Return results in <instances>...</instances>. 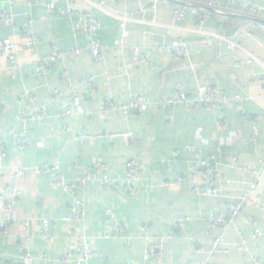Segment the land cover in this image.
<instances>
[{
    "label": "crops",
    "instance_id": "obj_1",
    "mask_svg": "<svg viewBox=\"0 0 264 264\" xmlns=\"http://www.w3.org/2000/svg\"><path fill=\"white\" fill-rule=\"evenodd\" d=\"M184 0H175L181 2ZM202 6L208 0H193ZM256 6H264V0H249ZM223 14H209L199 28L190 12L181 23H174L172 14L177 4L158 1L152 9V0H142L139 8L135 0H81L71 5L59 0L58 8L48 11L44 6L29 9L24 0H15L12 8L13 26H0V39L12 38L21 42L12 27L21 28L28 18L40 44L39 58L54 51L70 52L83 49L78 56L69 55L64 64H57L46 75L33 73L34 53L22 48L17 53L20 68L14 79L12 71L0 54V148L5 158H0V196L5 199L10 191L12 173L17 168H34L57 159L60 171L68 182L86 170L90 181L77 189L85 202L87 217L83 224L65 222L68 216V198L56 188L49 175L30 173L18 181L20 202L15 212L19 222L9 228L7 235H0V264H19L21 251L29 250L35 257L34 264H61L60 258L74 248L69 239L70 229L82 231L89 239L90 248L97 257L84 264H145L144 242L139 226H146L149 233L164 239L162 256L146 264H198L201 255L196 245L208 249L219 234V228L208 227L211 214L226 210L249 192L251 183L257 180L261 187L251 195L250 202L243 204L240 214L226 233L228 251L218 254L210 264H264V167L259 160L264 155V138L255 144L250 142L252 119L264 133V31L250 29L254 19L238 3L216 0ZM6 6L0 0V11ZM73 7L76 14L61 16L59 9ZM133 14L134 19L124 22L122 16ZM89 16L99 24V38L107 47L102 60L95 62L89 52L90 38L87 32L77 30L80 16ZM264 24V11L257 20ZM126 29L127 43L145 52L157 46L180 39L190 44L191 60L171 62L166 55L151 56L154 70L132 62L129 52L112 49ZM208 33L239 38L242 49L229 52L225 45L213 43L207 49L193 45L194 41L206 40ZM54 42L52 48L50 42ZM255 57L260 64L235 67L236 58L246 60ZM68 74L71 86L82 97L86 115L63 119L61 108L69 104L68 84L61 75ZM253 76V79L251 77ZM93 77V85L84 86V78ZM110 83L114 102L123 105L130 94H139L149 105L145 113L124 118L118 110L104 113V97ZM187 97L202 86H219L227 97L240 96L243 105L231 102L225 108L207 111L201 107L187 108L178 104L174 108L157 105L164 96L175 98L176 86ZM59 92L57 98L53 92ZM23 109L34 113L35 105L45 107V117L29 120L27 131L30 144L19 149L10 135L13 127L20 132L18 101L25 96ZM218 122L225 128L220 130ZM131 132L135 142L127 137L110 138L112 134ZM79 135H89L91 142H77ZM225 141L223 146L220 142ZM187 147H189L187 149ZM177 152L173 162L172 153ZM238 157L236 161L233 157ZM214 157L225 179L218 198L195 195L188 181H178L175 174L188 178L199 160ZM135 159L139 163L142 181L137 185L135 197L122 188V166ZM107 166L109 180L120 189L101 186L100 176L93 165ZM249 167L255 175L244 174L238 167ZM170 182L171 187L165 186ZM110 210L111 215L106 211ZM2 211L0 210V219ZM180 217H190L183 231L172 227ZM250 218L252 223L246 222ZM52 222L49 237L40 238L41 221ZM28 220L29 226L22 225ZM113 221L126 226L124 238L105 240L102 231ZM260 228L263 239L252 241L250 236ZM238 231L249 248L244 254Z\"/></svg>",
    "mask_w": 264,
    "mask_h": 264
},
{
    "label": "built area",
    "instance_id": "obj_2",
    "mask_svg": "<svg viewBox=\"0 0 264 264\" xmlns=\"http://www.w3.org/2000/svg\"><path fill=\"white\" fill-rule=\"evenodd\" d=\"M25 5L29 9H33L37 6H44L48 11H54L58 8L59 0H24ZM81 0H68L73 5ZM107 1V0H102ZM153 4L151 8L154 9V4L158 1H171L177 4L172 14V20L174 23H181L187 12L193 14L196 23L201 28L207 21L209 14H223V11L217 6L216 0H208L202 6H199L193 0H184L181 2H175V0H152ZM231 3L240 4L245 10L246 15L254 19L255 23L249 25L250 29H260L264 31V24L257 21L264 11V6H256L249 0H228ZM137 6L142 8V0H135ZM6 6L0 11V26H13L14 16L12 14V8L15 4V0H5ZM61 16H71L76 14L73 7L66 9H59ZM120 19L124 22L134 19L133 14L122 16ZM32 20L28 18V21L22 25L19 29L12 27V30L20 35L21 42H17L12 38L0 39V54L6 60L9 65V69L12 71L11 78L14 79L16 72L20 68V64L17 61V53L22 48L31 49L34 53L35 59L33 61L34 71L33 73L37 76L46 75L50 70L57 64H64L69 55L78 56L82 53L83 49L77 48L70 52H57L54 51L51 55L39 58L37 50L40 44L38 36L32 30ZM77 30L87 32L90 38V44L88 46V52L91 58L95 62L102 60L103 54L106 52L105 47L99 38V24L97 20L89 16H80V20L77 23ZM223 44L229 52H235L242 49L240 46L239 38L232 40L231 38L215 33H208L206 40L194 41L193 45L207 49L211 44ZM52 48L55 47L54 42H50ZM117 52H129L132 56V62L137 65L145 66L152 70L155 69L156 64L152 61L151 56L166 55L173 63H177L180 60H191L190 44L180 39L173 40L170 44L164 46H157L152 48L150 51L145 52L142 48L129 46L127 43L126 29L122 26L121 35L116 40L115 45L112 47ZM260 64V62L253 56H248L246 60L236 58L234 60L235 67H245L249 65ZM1 69V65H0ZM62 79L68 84L69 91V104L67 107L61 108L60 116L63 119L72 118L73 116H83L85 112L82 104V97L78 94L75 89L71 86L70 79L67 72L63 71L61 75ZM264 78V75H263ZM253 79V76L251 77ZM81 83L84 86L90 87L93 85V77L84 78ZM177 96L175 98L164 96L161 101L157 103L158 106L163 108H174L178 104H182L187 108L201 107L204 110L212 111L218 108H225L229 103L234 102L243 105L246 99L236 95L232 98L227 97L223 90L219 86H202L197 88L192 96L182 92L181 87L178 85L175 88ZM60 95L59 92H53V97L57 98ZM32 98L31 95L25 96L24 99L18 101L21 107L18 115L21 131L19 132L16 127L10 130V135L14 140L15 145L22 149L30 144L27 131V122L29 120H40L45 117V107L42 105H35L34 113H29L23 108L25 99ZM149 105L139 94H130L127 102L123 105H117L114 102V94L110 83L107 85L106 95L104 97V110L103 112H111L118 110L122 113L124 118H130L137 114L145 113L148 110ZM1 109V103H0ZM251 135L250 142L255 144L259 137L264 138V133L261 132L258 127L256 119L250 121ZM217 127L220 130L225 128L223 122H218ZM110 138L114 137H127L128 139L135 142L136 136L127 132L124 134H112ZM94 138L89 135H79L75 138L77 142H91ZM226 142H220L219 146H223ZM189 147H187L188 149ZM173 162L176 161L177 152L172 153ZM0 158H5V153L0 148ZM238 157L234 156L233 160L236 161ZM262 167H264V155L259 160ZM93 171L100 176L99 184L101 186L111 187L113 189H120V186L111 182L107 176V166L102 163H96L93 165ZM238 169L244 174L255 175L259 178L260 173L250 170L249 167H238ZM45 174L51 177L53 185L64 192L68 198V216L62 218L65 222H71L73 224H83L87 217V208L85 202L80 198L77 193V189L82 188L87 182L90 181L89 173L85 170L82 175L74 178L73 182H68L60 171L59 162L54 159L49 164H43L39 167L34 168H17L12 173V183L10 185V191L8 196L3 199L0 196V210L2 211V217L0 219V235H7L9 228L14 226L20 220L15 212L16 205L20 202L21 196L18 187V181L28 174ZM174 178L178 181H188L191 185L192 192L195 195H202L207 197L218 198L221 196L222 189L224 186L230 183L229 180L225 179L220 170V165L216 162L214 157H209L205 160H199L191 171L188 178H184L180 174H175ZM142 181V176L139 170V163L137 160L132 159L126 161L122 166V188L130 196L135 197L137 191V185ZM165 186L171 187L170 182L165 183ZM261 187V184L255 180L249 187L247 195L239 198L236 203L230 206L226 210H222L211 214L208 220V227L219 228V234L210 244L208 249H204L199 244L196 245L197 252L201 255V259L198 264H210V261L218 254H223L228 251V244L226 242V233L228 229L233 225L234 220L240 214L243 204L250 202L251 195L255 194L256 191ZM107 215H111L110 210L106 211ZM191 219L190 217H180L172 222V227L176 230L183 231L187 222ZM246 222L251 224L250 218L246 219ZM22 225L27 228L29 226L28 220H24ZM52 228V222L48 219L41 221L40 238L46 240L49 237L50 229ZM125 225H119L113 221L106 224L102 231V238L105 240L124 238L127 245L130 243V239L124 237L126 232ZM142 240L144 242V256L143 260L148 263L150 260L159 259L162 256L164 239L152 236L146 226H139ZM240 237V245L244 254H249V248L246 244V240L243 238L242 232L238 231ZM69 239L74 242V248L64 253L61 258V264H84L89 260L97 257V253L92 251L89 244L88 237L78 230L70 229L68 232ZM250 239L255 242H259L263 239V233L260 228H255L250 236ZM254 264L257 262L255 258L252 259ZM19 264H34L35 257L29 250L21 251L18 256ZM131 264V263H125Z\"/></svg>",
    "mask_w": 264,
    "mask_h": 264
}]
</instances>
